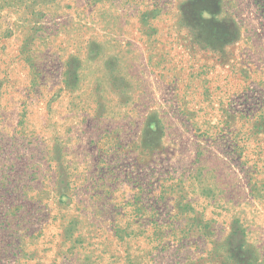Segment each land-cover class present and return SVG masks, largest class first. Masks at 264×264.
<instances>
[{"label": "rangeland", "instance_id": "1", "mask_svg": "<svg viewBox=\"0 0 264 264\" xmlns=\"http://www.w3.org/2000/svg\"><path fill=\"white\" fill-rule=\"evenodd\" d=\"M0 264H264V0H0Z\"/></svg>", "mask_w": 264, "mask_h": 264}]
</instances>
